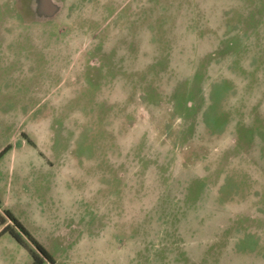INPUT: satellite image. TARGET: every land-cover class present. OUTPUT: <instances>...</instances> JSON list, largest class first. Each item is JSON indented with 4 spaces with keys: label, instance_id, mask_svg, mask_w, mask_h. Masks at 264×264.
I'll return each instance as SVG.
<instances>
[{
    "label": "rangeland",
    "instance_id": "rangeland-1",
    "mask_svg": "<svg viewBox=\"0 0 264 264\" xmlns=\"http://www.w3.org/2000/svg\"><path fill=\"white\" fill-rule=\"evenodd\" d=\"M0 99L52 158L66 241L18 222L54 264H264V0H0Z\"/></svg>",
    "mask_w": 264,
    "mask_h": 264
},
{
    "label": "crops",
    "instance_id": "crops-1",
    "mask_svg": "<svg viewBox=\"0 0 264 264\" xmlns=\"http://www.w3.org/2000/svg\"><path fill=\"white\" fill-rule=\"evenodd\" d=\"M19 120L20 113L4 111L0 99V207L11 212L55 257L59 252L58 243L66 241V230L58 226L62 196L52 188V178L57 174L44 141L41 144L38 139L28 136V123L27 128L25 126L19 131ZM8 127L16 128V134H10L13 130L7 133ZM4 227L0 223V264H13L15 255V264H32L29 251L10 234H3ZM66 229L71 237L73 232L78 233L74 224ZM8 246L16 248L15 255L7 250Z\"/></svg>",
    "mask_w": 264,
    "mask_h": 264
},
{
    "label": "trees",
    "instance_id": "trees-1",
    "mask_svg": "<svg viewBox=\"0 0 264 264\" xmlns=\"http://www.w3.org/2000/svg\"><path fill=\"white\" fill-rule=\"evenodd\" d=\"M1 205V203H0ZM7 218L12 221L13 226L6 227L3 234H10L15 240L20 243L25 249L29 251L33 258L32 264H44L46 261L54 264L53 257L46 251V249L37 243L27 230L14 218L9 212H5ZM0 223L3 224V219L0 217ZM26 238V239H25ZM29 243H28V241ZM32 245V246H31Z\"/></svg>",
    "mask_w": 264,
    "mask_h": 264
},
{
    "label": "built area",
    "instance_id": "built-area-1",
    "mask_svg": "<svg viewBox=\"0 0 264 264\" xmlns=\"http://www.w3.org/2000/svg\"><path fill=\"white\" fill-rule=\"evenodd\" d=\"M45 264V263H44Z\"/></svg>",
    "mask_w": 264,
    "mask_h": 264
}]
</instances>
